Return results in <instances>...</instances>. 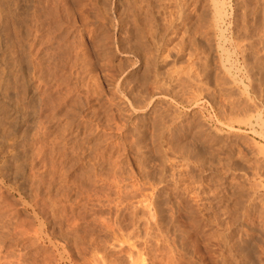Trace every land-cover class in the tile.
Segmentation results:
<instances>
[{
	"label": "rangeland",
	"instance_id": "obj_1",
	"mask_svg": "<svg viewBox=\"0 0 264 264\" xmlns=\"http://www.w3.org/2000/svg\"><path fill=\"white\" fill-rule=\"evenodd\" d=\"M214 4L0 0V264H264V0Z\"/></svg>",
	"mask_w": 264,
	"mask_h": 264
},
{
	"label": "bare ground",
	"instance_id": "obj_2",
	"mask_svg": "<svg viewBox=\"0 0 264 264\" xmlns=\"http://www.w3.org/2000/svg\"><path fill=\"white\" fill-rule=\"evenodd\" d=\"M3 1H4V0H3ZM87 1H88V0H87ZM136 1H137V0H136ZM218 1H221V3H218L216 0H215V1L212 0V2L215 3V4H214L215 6H216L217 4H219V5L222 4V0H218ZM5 2H6V1H5ZM11 2H12V1H11ZM15 2L18 3V1H15ZM76 2H77V1H76ZM85 2H86V1H85ZM127 2H128V1H127ZM167 2H168V1H167ZM216 2H217V4H216ZM223 2H224V0H223ZM80 3H81V2H80ZM89 3H91V2H89ZM134 3H135V2H134ZM18 4H19V3H18ZM83 4H84V3H83ZM141 4H143V3H141ZM168 4H169V3H168ZM135 5L137 6V4H135ZM18 6H19V5H18ZM86 6H87V5H86ZM86 6H85V7H86ZM141 6H142V5H141ZM144 6H145V5H144ZM258 6H259V5H258ZM153 7H154V6H153ZM253 7H254V6H253ZM99 8H100V7H99ZM150 8H151V7H150ZM150 8H148V9H150ZM212 8H213V5H212ZM262 8H263V7H262ZM262 8H261V9H262ZM3 9H4V8H3ZM17 9H18V8H17ZM139 9H140V5H139ZM148 9H147V10H148ZM239 9H240V8H239ZM15 10H16V9H15ZM214 10H215V12H214L215 14H214V15H216L218 18H221V17H220V15H221V10H222V9H221V6H220V7H217V6H216ZM257 10H258V9H257ZM82 11H83V10H82ZM90 11H91V10H90ZM138 11L140 12V10H137V12H138ZM11 12H12V11H11ZM28 12H29V11H28ZM54 12H55V11H54ZM83 12H84V11H83ZM147 12H148V11H147ZM147 12H146V13H147ZM223 12H225V11H223ZM256 12H257V11H256ZM16 13H17V12H16ZM94 13H95V12H94ZM144 13H145V12H144ZM254 13H255V12H254ZM260 13H261V12H260ZM23 14H24V13H23ZM102 14H103V13H102ZM140 14H141V13H140ZM152 14H153V13H152ZM152 14H151V15H152ZM165 14H166V13H165ZM224 14H225V13H223V15H224ZM240 14H241V13H240ZM247 14H248V13H247ZM247 14H246V15H247ZM249 14H250V13H249ZM255 14H256V13H255ZM261 14H262V13H261ZM94 15H95V14H94ZM98 15H99V14H98ZM142 15H143V14H142ZM144 15H145V14H144ZM144 15H143V16H144ZM170 15H171V14H170ZM256 15L259 16L258 13H257ZM262 15H263V14H262ZM20 16H21V15H20ZM24 16H25V15H24ZM159 16H160V15H159ZM250 16H251V15H250ZM9 17H10V16H9ZM87 17H88V16H87ZM94 17H95V16H94ZM140 17H141V16H140ZM199 17H200V16H199ZM199 17H198V18H199ZM217 17H216V18H217ZM255 17H256V16H254V18H253V17H252V18L255 19ZM95 18H96V17H95ZM100 18H101V17H100ZM143 18H144V17H143ZM149 18H150V17H149ZM205 18H206V17H205ZM249 18H250V17H249ZM258 18L261 19V17H258ZM26 19H27V18H26ZM97 19H98V18H97ZM137 19H138V18H137ZM144 19H145V18H144ZM214 19H215V17H214ZM240 19H241V18H240ZM256 19H257V18H256ZM262 19H263V20H262ZM262 19H261V20L257 19V20H258V22H260V21H263V22H264V17H263ZM20 20H21V18H20ZM29 20H30V19H29ZM100 20H101V19H100ZM129 20H130V19H129ZM202 20H203V19H202ZM0 21H1V20H0ZM24 21H25V20H24ZM64 21H65V20H64ZM138 21H139V20H138ZM140 21H142L141 18H140ZM151 21H152V20H151ZM106 22H107V21H106ZM143 22H144V26H143ZM143 22H142V26L145 27V29H147L149 32H151V31L153 30V29H151V27L153 26L152 23H150V21H148V18H147V17H146L145 20H143ZM169 22H170V21H169ZM200 22H201V21H200ZM204 22H205V21H204ZM207 22H208V21H207ZM207 22H206V23H207ZM214 22H216V21L214 20ZM255 22H257V21L255 20ZM255 22H254V23H255ZM263 22H262V24H263ZM40 23H41V22H40ZM216 23H217V22H216ZM126 24H127V23H126ZM153 24H154V23H153ZM170 24H171V23H170ZM208 24H209V23H208ZM256 24H261V22H260V23H256ZM256 24H255V25H256ZM35 25H36V24H35ZM62 25H63V24H62ZM151 25H152V26H151ZM244 25H245V24H244ZM33 26H34V25H33ZM38 26H39V25H38ZM64 26H65V25H64ZM260 26H261V25H260ZM262 26H264V24H263ZM34 27H35V26H34ZM98 27H99V26H98ZM103 27H104V26H103ZM140 27H141V25H140ZM200 27H201V26H200ZM247 27H248V25H247ZM250 27H251V26H250ZM26 28H27V27H26ZM29 28H30V27H29ZM153 28H154V26H153ZM236 28H237V27H236ZM240 28H241V27H240ZM15 29H16V28H15ZM19 29H20V28H19ZM34 29H35V28H34ZM143 29H144V28H143ZM145 29H144V30H145ZM12 30H13V29H12ZM141 30H142V27H141ZM150 30H151V31H150ZM243 30H244V29H243ZM251 30H252V29H251ZM18 31H19V30H18ZM34 31H35V30H34ZM148 31H147V32H148ZM155 31H156V29H155ZM184 31H185V30H184ZM219 31H220V30H219ZM24 32H25V31H24ZM149 32H148V34H149ZM171 32H172V31H171ZM184 33H185V32H184ZM202 33H203V32H202ZM202 33H201V34H202ZM252 33H254V32H252ZM261 33H262V32H261ZM31 34H32V33H31ZM233 35H234V34H233ZM262 35H263V33H262ZM15 36H16V35H15ZM25 36H26V35H25ZM222 36H223V35H222ZM253 36H254V35H253ZM6 37H7V36H6ZM17 37H18V36H17ZM22 37H23V36H22ZM138 37H139V35H138ZM220 37H221V35H220ZM236 37H237V36H236ZM248 37H249V36H248ZM19 38H20V37H19ZM143 38H144V37H143ZM6 39H7V38H6ZM11 39H12V38H11ZM139 39H140V38H139ZM148 39H149V38H148ZM249 39H250V38H249ZM12 40H13V39H12ZM153 40H154V39H153ZM237 40H238V39H236V41H237ZM13 41H14V40H13ZM241 41H242V40H241ZM241 41H240V42H241ZM16 42H17V41H16ZM243 42H244V40H243ZM7 43H8V42H7ZM13 43H14V42H13ZM100 43H101V42H100ZM128 43H129V42H128ZM156 43H157V41H156ZM235 43H236V42H235ZM235 43H234V44H235ZM238 43H239V42H238ZM238 43H237V46L233 44L234 47L236 46V48H237V47L240 48V45H238ZM14 44H15V43H14ZM16 44H17V43H16ZM65 44H66V43H65ZM133 44H134V43H133ZM136 44H137V43H136ZM241 44H242V43H241ZM4 45H5V44H4ZM22 45H23V44H22ZM38 45H39V44H38ZM233 45H232V46H233ZM25 46H26V45H25ZM92 46H93V45H92ZM136 46H137V45H136ZM216 46H217V45H216ZM30 47H31V46H30ZM101 47H102V46H101ZM144 47H145V46H144ZM244 47H245V46H244ZM33 48H34V47H33ZM119 48H120V47H119ZM253 48H254V47H253ZM27 49H28V48H27ZM134 49H135V48H134ZM245 49H246V48H244V50H245ZM254 49H255V48H254ZM122 50H123V49H122ZM148 50H149V49H148ZM219 50H220V49H219ZM235 50H236V49H235ZM263 50H264V49H263ZM14 51H15V50H14ZM74 51H75V50H74ZM97 51H98V49H97ZM137 51H138V49H137ZM144 51H145V50H144ZM222 51L225 52V54H228V51H227L225 48H224V49L222 48ZM17 52H18V51H17ZM140 52H141V51H140ZM155 52H156V51H155ZM204 53H205V52H204ZM252 53H253V52H252ZM29 54H30V53H29ZM74 54H75V53H74ZM150 54H151V53H150ZM102 55H104V54H102ZM16 56H17V55H16ZM19 56H20V55H19ZM245 56H246V55H245ZM141 57H142V56H141ZM203 57H204V56H203ZM228 57H229V55H227V57H225V59L228 58ZM12 58H13V57H12ZM70 58H71V57H70ZM99 58H100V57H99ZM204 58H205V57H204ZM23 59H24V58H23ZM244 59H245V58H244ZM10 60H11V59H10ZM69 60H70V59H69ZM99 60H100V59H99ZM222 60H223V59H222ZM220 61H221V60H220ZM250 61H251V60H250ZM33 62H34V61H33ZM61 62H62V61H61ZM221 62H222V61H221ZM224 62H225V61H224ZM224 62H223V63H224ZM23 63H24V62H23ZM38 63H39V62H38ZM219 63H220V62H219ZM223 63H222V67H224V66H223ZM20 64H22V63H20ZM189 64H190V63H189ZM189 64H188V65H189ZM203 64H204V63H203ZM243 64H244V63H243ZM16 65H17V64H16ZM12 66H13V65H12ZM30 66H31V65H30ZM254 66H255V65H254ZM250 67H251V66H250ZM1 68H2V67H1ZM224 68H225V70H226V68H228V67H224ZM23 70H24V69H23ZM32 70H33V69H32ZM189 70H190V69H189ZM0 71H1V70H0ZM21 71H22V70H21ZM28 71H29V70H28ZM110 71H111V70H110ZM2 72H3V71H2ZM250 72H252V71H250ZM19 73H20V72H19ZM40 73H41V72H40ZM246 73H247V72H246ZM0 74H1V73H0ZM26 74H27V73H26ZM35 74H36V72H35ZM38 74H39V73H38ZM52 74H53V73H52ZM110 74H112V73H110ZM113 74H114V73H113ZM144 74H145V73H144ZM76 75H77V73H76ZM76 75H75V76H76ZM122 75H123V74H122ZM142 75H143V74H142ZM39 76H40V75H39ZM116 76H117V74H116ZM116 76H115V80H117V77H116ZM22 77L24 78V76H22ZM79 77H80V76H79ZM113 77H114V76H113ZM23 78H22V79H23ZM33 78H34V77H33ZM42 79H43V78H42ZM231 79H232V77H231ZM256 79H257V78H256ZM28 80H29V79H28ZM74 80H75V79H74ZM153 80H154V79H153ZM11 81H12V80H11ZM38 81H39V80H38ZM75 81H76V80H75ZM107 81H108V80H107ZM124 81H125V78H124V79L122 80V82H120V83H123ZM230 81H231V80H230ZM249 81H250V80H249ZM14 82H15V81H14ZM55 82H56V81H55ZM112 82H113V81H112ZM176 82H177V81H176ZM240 82H241V81H240ZM40 83H41V82H40ZM40 83H39V84H40ZM43 83H44V82H43ZM117 83H118V81H117ZM153 83H154V82H153ZM156 83H157V82H156ZM233 83H234V82H233ZM115 84H116V83H115ZM154 84H155V83H154ZM175 84H176V83H175ZM177 84H178V83H177ZM56 85H57V84H56ZM73 86H74V85H73ZM116 86H117V85H116ZM153 86L155 87V85H153ZM157 86H158V87H157ZM157 86H156L155 88H153L154 91H152L153 93H152L151 97L154 96L155 93H158V90L161 89V87L159 88V86H161V85L158 84ZM56 87H57V86H56ZM125 87H126V86H125ZM128 87H129V86H128ZM128 87H127V89H128ZM73 88H74V87H73ZM77 88H78V87H77ZM177 88H178V87H177ZM194 88H196V87L194 86ZM57 89H58V88H57ZM116 89H117V88H116ZM127 89L125 88L124 90H127ZM130 89H131V88H129V91H130ZM178 89H179V88H178ZM23 90H24V89H23ZM42 90H43V89H42ZM33 91H34V90H33ZM121 91H122V90H121ZM148 91H149V90H148ZM196 91H197V90H196ZM64 92H65V91H64ZM68 92H69V91H68ZM141 92H142V91H141ZM88 93H89V92H88ZM117 93H118V92H117ZM196 93H197V92H196ZM240 93H241V92H240ZM56 94H57V93H56ZM67 94H68V93H67ZM75 94H76V93H75ZM180 94H181V93H180ZM249 94H250V93H249ZM116 95H117V94H116ZM123 95H124V94H123ZM128 95H129V93H128ZM57 96H58V95H57ZM63 96H64V95H63ZM131 96H132V95H131ZM14 97H15V96H14ZM38 97H39V96H38ZM44 97H45V96H44ZM65 97H66V96H65ZM120 97H121V95H120ZM133 97H134V96H133ZM143 97H144V96H143ZM154 97H155V96H154ZM236 97H237V96H236ZM78 98H79V97H78ZM88 98H89V97H88ZM114 98H115V97H114ZM145 98H146V97H145ZM7 99H8V98H7ZM30 99H31V98H30ZM115 99H116V98H115ZM130 99H131V97H130ZM235 99H236V98H235ZM237 99H238V98H237ZM61 100H62V98H61ZM71 100H72V99H71ZM123 100H124V99H123ZM126 100H127V99H126ZM136 100H137V98H136ZM19 101H20V100H19ZM22 101H23V99H22ZM130 101H131V100H130ZM137 101H138V100H137ZM230 101H231V100H230ZM20 102H21V101H20ZM29 102H30V103H28V104L30 105V104H31V101H29ZM45 102H46V101H45ZM61 102H62V101H61ZM138 102H139V101H138ZM138 102H137V103H138ZM22 103H23V102H22ZM128 103H129V102H128ZM128 103H127V104H128ZM132 103H134V100H133ZM142 103H143V102H142ZM229 103H230V102H229ZM71 104H72V103H71ZM82 104H83V103H82ZM140 104H141V103H139V104H135V106H136V105H137V106H140ZM233 104H234V103H233ZM237 104H239V103H237ZM240 104H241V103H240ZM32 105H33V104H32ZM129 105H130V103H129ZM133 105H134V104H133ZM76 106H77V105H76ZM135 106H134V107H135ZM62 107H63V106H62ZM132 107H133V106H132ZM140 107H141V106H140ZM32 108H33V107H31V109H32ZM138 108H139V107H138ZM34 109H35V108H34ZM129 109H130V108H129ZM135 109H136V108H135ZM48 110H49V109H48ZM51 112H53V111H51ZM28 113H29V112H28ZM258 117H259V116H258ZM11 118H12V116H11ZM1 119H2V118H1ZM162 119H163V118H162ZM2 120H3V119H2ZM14 120H15V119H14ZM50 120H51V119H50ZM169 120H170V119H169ZM58 122H59V121H58ZM41 124H42V123H41ZM171 124H172V123H171ZM166 125H168V124H166ZM36 126H37V125H36ZM10 128H11V127H10ZM44 128H45V127H44ZM61 130H62V129H61ZM46 131H47V130H46ZM64 131H65V130H63V132H64ZM12 132H13V131H12ZM21 132H22V131H21ZM66 132H67V131H66ZM135 132H136V131H135ZM60 135H61V134H60ZM21 136H22V135H21ZM9 137H10V136H9ZM36 137H37V136H36ZM53 137H54V136H53ZM59 137H60V136H59ZM152 137H153V136H152ZM10 138H11V137H10ZM134 138H135V137H134ZM66 139H67V138H66ZM59 141H60V140H59ZM64 141H65V140H64ZM55 142H56V141H55ZM220 144H221V143H220ZM61 145H62V144H61ZM45 146H46V145H45ZM63 146H64V145H63ZM170 147H171V146H170ZM50 149H51V148H50ZM73 149H74V148H73ZM81 149H82V148H81ZM143 150H144V149H143ZM164 150H165V149H164ZM158 151H159V150H158ZM161 151H162V150H161ZM57 152H58V151H57ZM52 153H53V152H52ZM76 153H77V152H76ZM163 153H164V152H163ZM163 153H162V154H163ZM217 153H218V152H217ZM37 155H38V154H37ZM184 155H185V154H184ZM52 156H53V155H52ZM143 156H144V155H143ZM161 156H162V155H161ZM185 156H186V155H185ZM46 157H47V156H46ZM198 158H199V157H198ZM184 159H186V158H184ZM40 161H41V160H40ZM147 161H148V160H147ZM170 161H171V160H170ZM141 162H142V161H141ZM187 164H188V163H187ZM201 164H202V163H201ZM203 167H204V166H203ZM162 169H163V168H162ZM162 172H163V171H162ZM48 173H49V172H48ZM47 175H48V174H47ZM169 176H170V175H169ZM183 178H184V177H183ZM42 179H43V178H42ZM222 183H223V182H222ZM216 191H217V190H216ZM216 191H214V192H216ZM218 191H219V190H218ZM210 192H211V191H210ZM149 205H150V204H149ZM216 205H217V204H216ZM206 218H207V217H206ZM215 219H216V218H215ZM224 221H225V220H224ZM214 223H215V222H214ZM217 230H219V229H217ZM218 233H219V232H218ZM223 234H224V233H223ZM218 237H220V236H218ZM221 240H222V239H221ZM222 245H223V244H222ZM248 255H249V254H248ZM210 256H211V255H210ZM141 257H143V256H141ZM141 257H140V258H141ZM214 257H215V256H214ZM216 258H217V257H216ZM141 260H142V259H141ZM141 260H140V261H141ZM218 260H219V259H218ZM142 261H143V260H142ZM142 261H141V262H142ZM141 262H140V263H141ZM136 264H137V263H136ZM148 264H149V263H148Z\"/></svg>",
	"mask_w": 264,
	"mask_h": 264
}]
</instances>
